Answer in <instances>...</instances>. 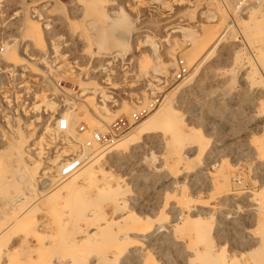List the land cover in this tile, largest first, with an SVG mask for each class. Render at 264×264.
<instances>
[{
	"label": "rangeland",
	"instance_id": "rangeland-1",
	"mask_svg": "<svg viewBox=\"0 0 264 264\" xmlns=\"http://www.w3.org/2000/svg\"><path fill=\"white\" fill-rule=\"evenodd\" d=\"M243 1L0 0V264H264V0Z\"/></svg>",
	"mask_w": 264,
	"mask_h": 264
},
{
	"label": "bare ground",
	"instance_id": "bare-ground-1",
	"mask_svg": "<svg viewBox=\"0 0 264 264\" xmlns=\"http://www.w3.org/2000/svg\"><path fill=\"white\" fill-rule=\"evenodd\" d=\"M253 1H248V0H244L242 3L243 4H247V3H252ZM243 6V5H242ZM252 7V6H251ZM99 8V7H98ZM98 8H97V5L94 3V2H90V3H88V4H86V9H87V11L88 12H90V13H93V14H97V13H99V10H98ZM257 8L258 7H256V6H253L252 7V9H255V10H257ZM260 10V9H259ZM102 13V12H101ZM105 13V12H104ZM104 13H102V14H104ZM99 15V14H98ZM101 15V14H100ZM99 15V16H100ZM105 15V14H104ZM102 16V15H101ZM122 18V17H121ZM256 18V17H255ZM259 18H264V15L262 14V15H260L259 16ZM256 20V19H255ZM257 21H260V19H258ZM109 23V22H108ZM256 23V22H255ZM32 26V25H31ZM34 28V27H33ZM101 28H102V26H101ZM257 28V27H256ZM255 29V28H254ZM111 30V32L110 33H108L109 31ZM126 31L127 30V27L126 26H124L123 25V20H122V22L120 21V22H115V23H111L109 26H107V28H105L104 29V27L102 28V30H100V28H99V35L97 36V43L99 44V50H98V52H99V54H103V55H105V54H108V53H115V52H117V51H121V48H125L126 46H127V41L126 40H124V38H120L119 37V35H118V38H114V34H115V32H117V31ZM34 36H37L38 34L37 33H32ZM114 50V51H113ZM259 52V51H258ZM260 60L258 61V63L260 62V61H262V62H264V50L263 51H261L260 52ZM258 57V58H259ZM258 66V65H257ZM262 67V66H261ZM260 67V68H261ZM258 68V67H257ZM262 75V74H261ZM264 75V74H263ZM255 79V78H254ZM187 82H190V80H188ZM163 114V113H162ZM159 117V116H158ZM162 119V118H161ZM60 120H62V119H60ZM153 120V119H152ZM59 122L60 121H58V127H59ZM153 122H154V120H153ZM68 123V122H67ZM147 123V122H146ZM154 124V123H153ZM145 124H143V126H144ZM149 126L151 125L150 123L148 124ZM142 126V127H143ZM69 127V128H68ZM144 127H146V126H144ZM67 129H69V130H72L73 129V127H72V125L71 124H69V126H67ZM148 129V128H147ZM142 130H143V128H142ZM141 130V131H142ZM90 141V140H89ZM116 141V140H115ZM114 141V142H115ZM114 142H112V143H114ZM87 143H88V141H87ZM113 145V144H112ZM111 146V145H110ZM105 150V149H104ZM107 150V149H106ZM108 152V151H107ZM16 201V200H15ZM19 201V200H18ZM105 201V200H104ZM17 202V201H16ZM14 203V202H13ZM103 216V215H102ZM134 217V216H133ZM134 218H137V217H134ZM113 221V220H112ZM128 222V221H127ZM260 224V223H259ZM202 226V225H201ZM200 225H199V229H202V227H201ZM136 228H137V226H136ZM143 229V228H142ZM159 229V228H158ZM184 230V229H183ZM157 231V230H156ZM187 231H188V229H187ZM206 232V231H205ZM204 233V232H203ZM204 236H203V238H205L206 237V235L205 234H203ZM124 236V235H123ZM37 237V236H36ZM126 238L127 237H129V236H125ZM131 237V236H130ZM41 238V237H40ZM12 239V238H11ZM40 240V239H39ZM52 242V241H51ZM122 247V246H121ZM120 247V248H121ZM14 252V251H13ZM13 255V254H12ZM27 255V254H26ZM200 257V256H199ZM219 256H217V257H214L213 256V258L209 261V262H204V264H219L218 263V260H219ZM221 259V258H220ZM262 259V258H261ZM263 260V259H262ZM208 261V260H207ZM222 261V260H221ZM223 262V261H222ZM224 264H230L229 263V261H225V263Z\"/></svg>",
	"mask_w": 264,
	"mask_h": 264
},
{
	"label": "built area",
	"instance_id": "built-area-1",
	"mask_svg": "<svg viewBox=\"0 0 264 264\" xmlns=\"http://www.w3.org/2000/svg\"><path fill=\"white\" fill-rule=\"evenodd\" d=\"M135 116L137 117V114ZM67 126H68V123L65 119L60 120L59 129L61 131H66ZM97 138L98 140H101L100 135H97ZM82 164H83V158H78L77 155L70 157L69 159L65 160L61 165V170L63 171V175L67 176L77 171L82 166Z\"/></svg>",
	"mask_w": 264,
	"mask_h": 264
}]
</instances>
